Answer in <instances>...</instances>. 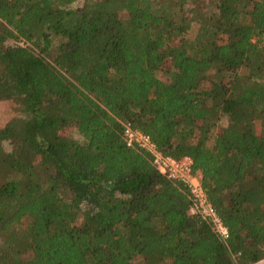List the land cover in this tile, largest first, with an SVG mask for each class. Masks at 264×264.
Masks as SVG:
<instances>
[{"label": "trees", "instance_id": "16d2710c", "mask_svg": "<svg viewBox=\"0 0 264 264\" xmlns=\"http://www.w3.org/2000/svg\"><path fill=\"white\" fill-rule=\"evenodd\" d=\"M0 100V264H264V0H0Z\"/></svg>", "mask_w": 264, "mask_h": 264}, {"label": "built area", "instance_id": "2783aa9c", "mask_svg": "<svg viewBox=\"0 0 264 264\" xmlns=\"http://www.w3.org/2000/svg\"><path fill=\"white\" fill-rule=\"evenodd\" d=\"M122 137L126 146H134L145 150L151 157V164L166 178L182 183L189 192V212L207 220L214 232L221 240L227 238V229L208 201L207 195L201 186L200 175L192 170V161L188 156L174 159L161 154L147 134L125 123Z\"/></svg>", "mask_w": 264, "mask_h": 264}, {"label": "rangeland", "instance_id": "374dc122", "mask_svg": "<svg viewBox=\"0 0 264 264\" xmlns=\"http://www.w3.org/2000/svg\"><path fill=\"white\" fill-rule=\"evenodd\" d=\"M204 6H205V9H211V7L206 3L204 4ZM193 30H194V28H193ZM193 30L192 29L189 30V32H188L189 36H192ZM157 76L162 80L165 79V77L160 72L157 73ZM17 110H18V108L14 103H12L10 101L0 100V125L2 123H4L6 120H8L11 115L15 114L17 112ZM61 133L64 135H72L75 137L77 136V134L74 132V130L72 128H69V127L61 129ZM4 146H5V149H8V146L6 144ZM261 262L264 263V260H262Z\"/></svg>", "mask_w": 264, "mask_h": 264}]
</instances>
